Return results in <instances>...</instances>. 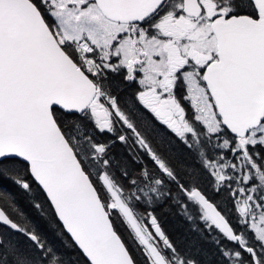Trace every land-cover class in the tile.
I'll use <instances>...</instances> for the list:
<instances>
[{"label": "snow or ice", "instance_id": "6c2138e0", "mask_svg": "<svg viewBox=\"0 0 264 264\" xmlns=\"http://www.w3.org/2000/svg\"><path fill=\"white\" fill-rule=\"evenodd\" d=\"M76 250L264 264V0H0V264Z\"/></svg>", "mask_w": 264, "mask_h": 264}, {"label": "trees", "instance_id": "16d2710c", "mask_svg": "<svg viewBox=\"0 0 264 264\" xmlns=\"http://www.w3.org/2000/svg\"><path fill=\"white\" fill-rule=\"evenodd\" d=\"M134 91V86L127 87L126 91L122 93L123 96L127 97ZM139 112L144 119L150 121L158 130L161 132L164 131L162 126L157 123V121L153 118V116L145 111L143 108H139ZM106 139L107 137H103ZM125 151L124 146L121 144H117L114 148V153L118 156L123 154ZM207 186V185H206ZM209 195L213 196L215 199L219 200L221 197H216L214 193L209 190ZM226 196V194H225ZM43 199V197H41ZM21 203L25 206L26 210L29 214L41 225V227L47 229V221L42 219L36 212V210L31 209L27 206V198H22ZM45 208L47 211L50 212V208L45 203ZM174 212V210H173ZM159 215L161 217L162 226L166 229L172 239L178 242H184L188 239H195L192 233L188 232V225L178 216H175L171 213H166L163 210H160ZM117 228L119 233L122 235L123 238L127 239V230L121 226L119 223L117 224ZM73 258L76 260V264H87V260L79 254V250H76L72 253Z\"/></svg>", "mask_w": 264, "mask_h": 264}, {"label": "flooded vegetation", "instance_id": "af4514ba", "mask_svg": "<svg viewBox=\"0 0 264 264\" xmlns=\"http://www.w3.org/2000/svg\"><path fill=\"white\" fill-rule=\"evenodd\" d=\"M134 86V90H135V85H133Z\"/></svg>", "mask_w": 264, "mask_h": 264}]
</instances>
